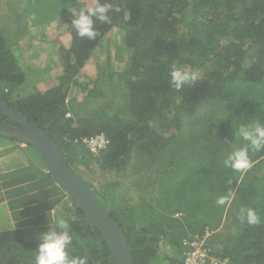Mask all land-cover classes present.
<instances>
[{"label": "trees", "instance_id": "obj_1", "mask_svg": "<svg viewBox=\"0 0 264 264\" xmlns=\"http://www.w3.org/2000/svg\"><path fill=\"white\" fill-rule=\"evenodd\" d=\"M69 1L73 7H91L95 2ZM29 2L24 11L33 14ZM101 2L121 11L110 13L111 23L95 22V39L77 35L69 5L58 20L60 39L54 34L44 36L46 18L37 21L30 14L15 12L16 22L26 21L22 28H13L9 39L0 29L1 99L54 141L63 162L85 181L123 230L135 264H157L161 246L174 248L179 264L185 238L203 236L206 229L215 234L221 228L228 233L210 238L211 254L232 264H264V149L249 151L252 167L242 172L223 164L229 153L249 144L239 136V127L264 123V0ZM27 20L37 23L30 28ZM114 30L119 34L123 66L114 71L108 57L111 72L108 67L107 71L98 68L93 88L84 91L85 100L105 98L101 82L107 78L114 83L110 96L116 99L100 101L96 110L84 116L83 104L70 97L71 89L79 86L75 78L84 63ZM67 35L70 38L63 41ZM23 44L35 50L31 53L35 57L40 46L53 49L47 61L62 73L45 92L18 101L15 96L24 83V72L17 58L26 56L23 60L30 69V51L26 55ZM174 66L198 72V79L177 90L170 83ZM4 120L8 119L0 112V122ZM100 134L109 144L96 155L83 141ZM153 161L160 165L155 171L158 177L152 180L146 175L135 185L143 191L158 182L155 205L146 202L143 192L135 203L116 193L129 180L123 181L127 174L144 177ZM61 191L74 208L54 217L67 220L69 228L0 227V264H34L42 237L51 230H67L73 236L71 258L115 264L101 233ZM221 198L223 205L217 203ZM248 207L257 211L259 223L240 222V210ZM177 214L184 216L177 218Z\"/></svg>", "mask_w": 264, "mask_h": 264}, {"label": "rangeland", "instance_id": "obj_2", "mask_svg": "<svg viewBox=\"0 0 264 264\" xmlns=\"http://www.w3.org/2000/svg\"><path fill=\"white\" fill-rule=\"evenodd\" d=\"M28 2L29 1L22 2V0H0V29L3 31V35L9 39L13 34L14 29L16 30L18 28H22L23 27L22 25H25V21H26L25 18L22 19L21 21L18 20L17 22L14 20V15L16 12L17 15L20 16L22 15L26 16L30 14V18L36 17L37 21H39L38 18L41 17L42 19L46 18L45 22L47 23L42 27L43 28L42 30L44 31V36L53 37L54 34L55 39H60V36L58 35L59 33L60 35H62V33L60 32L61 31L60 25L58 23V20L60 18V13L63 7H65L66 5H70L72 2H70L69 0L66 1L49 0L46 3L29 2L33 4L32 8L31 7L29 8L31 9L32 12H34L33 14H31L29 11H24V9L29 7ZM78 5H81V3H79ZM8 16H10L11 18H7ZM30 21L31 20H27V22L30 23L29 25L30 28L34 27L37 23ZM8 26L10 30L8 32H5L4 28H7ZM118 35L116 36V30H114L108 36L107 40L101 42L100 46L95 49L92 57L87 62L84 63L83 67L81 68L80 74L75 78L79 86L72 87L70 97L76 98L80 104H83V106L81 107L82 108L81 112L84 116L86 114H90L93 110H96L98 107V103L100 101L104 100L109 102L116 99L113 98V96H110L111 95L110 90L115 87L114 83H109L107 81V78L106 80L102 81L103 83L101 82L103 93L106 96L105 98L95 99L89 97V99L85 100L86 91L84 90L85 89L89 90L93 88L94 83L97 80L98 68L102 67L105 68V70L107 71L106 67H108V71L111 72L110 69L111 67L107 65L109 64L108 63L109 58H111V64L114 71H118L119 69H121V66H123V63H121L123 62V60L119 58V56L121 55H119V51H118V49L120 48L119 47L120 39L118 38L119 37ZM15 38H16V34H15ZM69 38L70 37L68 35L64 36L63 41H68ZM35 44L37 43L35 42ZM23 46L25 48L24 44ZM40 47L42 49L40 53L38 52L35 53L38 54L37 57L31 54L32 52H35L34 49L27 50L25 48L27 51L26 55H28V51H30V58L27 61H29L30 63L29 67L31 70L28 68V66L26 68V62L24 61L26 60V56L23 57L24 60L20 57L17 58L19 62V66L24 72V83L16 92V96H15V98H17L18 96L17 98L19 99L18 101H21L24 98L29 97L31 94H34L37 91L45 92L50 87L54 86L55 83L59 82V80H57V76H59L60 73H62V70L57 71V68L54 67L52 61L50 60L47 61V56L51 55L53 49L46 50L44 48L46 47V45ZM121 95L122 92H120L119 90L117 97L121 99ZM27 150L30 151V157L34 161L33 163L35 164L36 162L40 166L44 167L43 160L41 159L39 153L30 146H28ZM149 165L151 170L147 172L144 177L137 178L135 174L131 177V175L128 176L127 174L126 177H124L126 179H123V181L128 180V178L129 180L127 182H124L121 187H118L116 193L118 195L123 193L124 195H126V197H128V199H131L132 203H135L138 201L139 195L142 194L143 192V194H145L146 202L155 205L157 203V199L159 198V191H160L158 182L155 183L154 186L144 188L143 191L141 189H138L135 185L138 179L144 180L146 175L151 177L152 180L158 177L155 171L160 169L159 162L153 161ZM116 179L119 180L120 177ZM130 180L133 181L131 182ZM73 208H74L73 205L68 201L66 197H64L60 205L57 206L55 216L57 215L58 212L64 214L67 213V209L71 210ZM222 229L223 228H221V230L219 229L218 231H216V233L214 235H211V237L217 236L218 234L225 236L228 233V230L225 229L222 230ZM217 245L218 247H220L218 243ZM174 252L177 253V251L174 248H171L169 246L167 247L161 246L159 249V262L157 264H176L177 259L178 258L180 259V257H177L174 254Z\"/></svg>", "mask_w": 264, "mask_h": 264}, {"label": "clouds", "instance_id": "obj_3", "mask_svg": "<svg viewBox=\"0 0 264 264\" xmlns=\"http://www.w3.org/2000/svg\"><path fill=\"white\" fill-rule=\"evenodd\" d=\"M70 13L71 27L80 37H88L95 39L97 31L95 29V22L111 23L110 13L115 10L121 11L119 7H115L112 3L101 2L95 0L93 6L87 5L73 7L69 5L67 8ZM124 19H128V14L125 13ZM198 72L187 71L183 67L174 66L170 71L171 85L177 90L182 89L186 84H191L198 79ZM239 136L244 141L249 142L248 145L239 147L228 154L223 161L225 168H230L237 172L252 167V161L249 156L250 150L260 151L264 149V123L256 121L248 125H242L238 129ZM218 204L223 205L225 200L223 198L217 201ZM239 219L241 223L255 225L260 222V217L257 211L251 207L242 208L240 210ZM60 229H68L69 223L63 218H53V224ZM73 236L67 230L55 231L51 230L45 233L42 237V243L39 245L38 252L34 255V264H88L87 257L76 256L71 258L69 255V245H71Z\"/></svg>", "mask_w": 264, "mask_h": 264}, {"label": "crops", "instance_id": "obj_4", "mask_svg": "<svg viewBox=\"0 0 264 264\" xmlns=\"http://www.w3.org/2000/svg\"><path fill=\"white\" fill-rule=\"evenodd\" d=\"M27 148L22 141L0 135L1 228L50 226L65 197L45 164L33 163Z\"/></svg>", "mask_w": 264, "mask_h": 264}, {"label": "water", "instance_id": "obj_5", "mask_svg": "<svg viewBox=\"0 0 264 264\" xmlns=\"http://www.w3.org/2000/svg\"><path fill=\"white\" fill-rule=\"evenodd\" d=\"M0 112L12 122H0V133L25 142L40 154L52 180L72 198L101 233L115 264H135L123 230L85 181L63 162L54 141L40 127L8 106L1 97Z\"/></svg>", "mask_w": 264, "mask_h": 264}, {"label": "built area", "instance_id": "obj_6", "mask_svg": "<svg viewBox=\"0 0 264 264\" xmlns=\"http://www.w3.org/2000/svg\"><path fill=\"white\" fill-rule=\"evenodd\" d=\"M67 116L70 117V114ZM83 142L96 155L105 150L109 144L105 134L93 136ZM183 216V214L176 215L177 218H183ZM213 234L211 230L206 229L203 236L195 235L185 238L182 244V259L179 264H232L228 259H221L211 254L208 241Z\"/></svg>", "mask_w": 264, "mask_h": 264}, {"label": "flooded vegetation", "instance_id": "obj_7", "mask_svg": "<svg viewBox=\"0 0 264 264\" xmlns=\"http://www.w3.org/2000/svg\"><path fill=\"white\" fill-rule=\"evenodd\" d=\"M3 123L12 124V122H11V121H9V120H4V121H3Z\"/></svg>", "mask_w": 264, "mask_h": 264}]
</instances>
